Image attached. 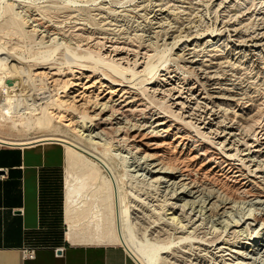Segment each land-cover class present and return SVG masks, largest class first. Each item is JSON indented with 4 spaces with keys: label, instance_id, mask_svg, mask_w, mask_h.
Returning a JSON list of instances; mask_svg holds the SVG:
<instances>
[{
    "label": "bare ground",
    "instance_id": "1",
    "mask_svg": "<svg viewBox=\"0 0 264 264\" xmlns=\"http://www.w3.org/2000/svg\"><path fill=\"white\" fill-rule=\"evenodd\" d=\"M241 1L246 0L217 1L220 18L219 32L215 34H208L209 30L191 23L171 26L169 19L175 13L174 4L166 5L162 0L152 2L149 28L144 30L148 34H141L151 42L158 33L165 32L170 37L183 33V39L177 40V34L172 37V47L178 48L174 57L181 67L195 75V78H186L177 68L167 67L161 68L157 80L147 83L152 84L149 87L152 94L168 102L170 112L150 102L136 87L137 80L127 76L125 68L118 64L106 60L84 62L71 56L67 68H60L61 65L48 62V58L35 56L30 60L21 58L26 63L21 67L11 63L20 57L0 48V79L6 92L0 103V130L10 120L15 123L25 119L20 123L27 130L33 128L35 121L39 129L46 130L56 122L65 121L78 135L76 139L43 133L21 139L0 132V142L5 143L23 145L58 140L66 145L64 217L65 238L69 242L120 243L141 264H161V259L167 258L163 256L169 246L166 243L171 241L167 236L177 235L182 242L175 249L189 256L190 264H264V116L257 96L252 95L256 91H250L252 79L264 69V15L255 17L254 28L246 27L255 13H250L245 22L247 18L240 14L248 15L251 10L239 12ZM147 4L140 7L144 9ZM16 13L19 15L12 16L11 24L23 34H39L41 40L61 34L45 16L28 12L27 18ZM102 17L106 34L111 21ZM126 40L111 41L104 55L117 63L133 62L137 73L144 75L151 69L145 64L149 49L137 50L128 46ZM178 42L181 44L176 46ZM233 52L238 57L244 54L245 62L256 61V72L252 69L253 75H250L249 71L246 80L241 74L229 73L228 67H234L229 58ZM9 79L18 81L12 80L9 84ZM35 79L40 84H48L47 89L53 92L40 96L41 99L49 97L48 105H41L43 101L35 104L27 101L32 92L24 85L28 81L34 84ZM247 81L251 84L244 85ZM37 106L41 115L12 119L16 116L14 111L23 113L28 109L34 115ZM147 136L152 137L156 150L148 153L143 149L140 155L142 144L146 145L142 139ZM114 150L119 156L128 157L124 166L133 165L131 170L144 171L145 178L150 176L149 186L169 194L163 200L167 209L162 211L161 224H147L143 215L128 214L127 197L117 169L106 156ZM208 223H211L210 229Z\"/></svg>",
    "mask_w": 264,
    "mask_h": 264
},
{
    "label": "rangeland",
    "instance_id": "2",
    "mask_svg": "<svg viewBox=\"0 0 264 264\" xmlns=\"http://www.w3.org/2000/svg\"><path fill=\"white\" fill-rule=\"evenodd\" d=\"M162 1L166 5L172 6L174 4L173 6H175V9H174L175 11H173L175 13L172 14L170 18L171 20L169 19L171 26L176 25V27H179V26L182 27V25L193 24L202 30H205V29L207 31L209 30L207 32L208 34H212V33L215 34L219 32V30L217 29L219 28L220 12L217 10V5H216L218 0H184V2H177L176 4L172 0H169V1L162 0ZM147 2L148 4L144 7V9L140 7V4L147 3ZM152 2H154V0H144V1L143 0H0V48H6L7 50L11 51L15 56L20 57V59H17L16 61H12L11 63H15L21 67L26 66V63H24L23 60L21 62V58L25 60L26 59L30 60L31 58L35 56L37 58L40 57L41 59L48 58L50 59V61L48 60V62L52 64H56L58 66L61 65L60 68H67L66 63L69 61L68 58L71 56L72 57L75 56V58H77L78 60H82L84 62L92 61L95 63H100V61L106 60L108 62L118 64V66L125 68L124 73L127 76L133 77L135 80H137L136 81L137 83L135 82L136 87H138L144 93V95L149 99L150 102H152L154 105H156L161 110L170 112L171 107L168 106V102L164 101L163 99H159L157 96L152 94V92L149 90V87L152 84H147V83L158 79V74H159L158 72H161L160 71L161 68L175 67L178 69L179 73H181L184 77L190 78V79L195 78V75L194 73H190L188 72V70L186 71L185 68L181 67L182 65L180 61L174 57V52H176L178 48L172 47L173 46L172 37L173 35L176 36L177 34V37H176L177 40L180 38L183 39L182 37L183 33L179 34L177 32L175 34H172L171 35L172 37H170L169 34L162 32V33H158L154 35L156 36V38L155 37L152 38V40L155 39L153 40V42L152 40L150 42L145 39L147 37L144 36L143 34L146 35L148 34V32L145 33L144 30H147L149 28V20L151 18V15L153 14L152 13V8H153ZM241 2H242L241 3L242 5L239 3L240 8L238 7L239 12H241L242 10L243 11L251 10L249 11L248 15H245V14L243 15L242 13L240 14L241 15L240 17L247 18L245 22L248 21L252 13L253 14L255 13L254 16L252 15V21L250 20L251 24L246 25V27L250 26V29H252L255 27V24H254L255 17L257 15L261 16L260 14L262 13L264 15V0L263 1L262 0H257V1L256 0H253V1L246 0V1H241ZM243 3L245 4L243 5ZM258 3L259 5L261 4L260 7H258L259 9L257 8ZM9 5H11V7H8ZM241 6H243L244 8L243 7L241 8ZM257 9H258V12H261V13L256 12ZM16 12H19L21 17L22 16L27 17L28 12L38 13L42 17L45 16L44 17L45 20L57 26V28H59V31H61L60 32L61 34H57V36H54L55 38L52 37L51 39L46 37L47 39L45 38L44 40L40 39L39 34H36V35L23 34L21 32L22 30L19 27L11 24L10 19L16 16L15 15L17 14ZM102 15L104 16V18L111 21V24L108 26V28L110 27V30L107 31L106 34H104V28H106V26L103 24V22H101V19L103 18ZM14 19H16V17ZM25 28L28 29L29 27H25ZM80 32L82 35L81 34L79 35ZM222 34H224L223 35L224 38H225V35H227L226 32ZM105 36H108V38L105 39L104 38ZM125 36H128V37H125ZM90 37H92L93 39ZM114 37L116 39H114ZM126 38L128 39L126 40ZM119 39L120 41H123V40H126L127 42L129 41L128 46H131L137 50L139 49L141 51H144L145 48L149 49L150 55H148V57L146 58L145 64L148 67L150 66L151 68L150 71H147L144 75L140 76L137 73V67L133 62H128L125 64L117 63L116 61H113V59L110 56L104 55V52L106 54L107 50L110 49V46L108 47V45H110V43H113L111 41H114V40L119 41ZM88 40L90 41L87 43ZM65 41H67L68 45L66 44ZM83 42H85L86 45ZM149 43L152 45H150ZM72 44H75V45H72ZM180 44L181 42H178L176 46H179ZM243 48H245V46H243ZM224 52L226 54V51ZM111 53L113 54V52ZM233 53L229 54L230 61L232 64H234L233 65L234 67H232V65L228 67L229 73H233V74L236 73L237 76L241 74L240 77L246 80V78L250 74L249 71L251 72L250 75H253V73L256 72V70H254L256 61L253 62L251 60V61L245 62L244 54L238 57V55H236L235 53L233 54ZM262 54H264V51ZM238 61H241V62H238ZM43 62H46V60H43ZM235 62L237 64L239 63L238 64L239 66ZM30 64H32V62ZM237 67H238L237 70L239 71L235 69ZM243 67L245 68L247 67V68L245 69ZM234 70L237 72H235ZM251 70L254 72L252 73ZM261 70H262L260 73L261 75L258 73L259 78L255 77L256 79L255 78L252 79V84L251 82L248 83L247 81V83H244V85L251 84L250 91L251 92L256 91V92H253L252 95L255 94L257 96L256 97L254 95L257 99V103L261 104L260 105L261 110H262L261 113H262V116H264L263 114L264 113L263 112L264 111V69H261ZM243 74L245 75L242 76ZM12 80L18 81L16 79H12ZM33 83L34 84L28 81L24 85L27 91L30 90V92H32L30 94L31 95L30 97H28L29 95L27 96L26 94V97H28L27 101L28 102L31 101L33 102V104L43 101L41 105H48L50 103V100H47L49 99V97H43L44 99L40 98V96H46L50 93H53L52 91H49L47 89L46 86H48V84L41 83L42 84L41 85L40 82H37L36 79L34 80ZM35 83H37V85ZM28 105L26 104V106ZM262 105H263V108H262ZM39 107L40 106H37V109L34 111V115H31L28 109L23 110V113H17L14 111L16 116L12 117V119L15 120L14 119L15 117L16 119H18L17 116H26V117L31 116L32 118H35L37 115H41L42 113ZM18 120H16L17 122L15 123L11 120L5 121L4 123L6 125V128L4 130H0V132L4 133L5 135L9 137L21 138V139L32 137L34 135H39L43 133H58L59 135H65L71 138H73L74 136V138L76 139L78 137V135H76L77 134L76 132L74 131L72 132V130L68 126L65 125V121L56 122L52 128H48L47 130L39 129L35 121L33 123V128L27 130L26 127L20 123L21 121L25 119H22L21 121L20 120L18 121ZM142 142L145 143L146 145L142 144ZM142 142L139 141V143L142 144V152L140 155H143L144 153L143 149L146 150V152L148 153H153V151L156 150L154 147L155 144H153L154 141L152 140V137L147 136L144 139H142ZM186 150L187 149H185L184 151ZM100 151L106 154V151H104V148H100ZM111 152H108L107 154L109 156L108 155L106 156L109 159V161L116 167L117 172L119 173V174L117 173V177L127 197L125 207H126L128 214L132 217L135 215H140V216L143 215L145 220L147 221V224L150 223L152 225L158 222L159 224H161L162 220L160 221V218L164 216V214H162V211H165V209H167L163 200H165L166 196L169 194H166L167 192L165 191H159L154 185L149 186V183H148L149 182L148 179L150 177L148 176L149 174L146 173V175L148 176V179H147V177L146 178L144 177L145 176L143 174L144 171L135 172L131 170V168L134 167L133 165H130L128 167L124 166L125 165L124 163L128 161V157L123 158V156L121 155L119 156V154L115 150ZM124 154L126 155V153ZM127 169L129 170V173L127 172L128 171ZM145 201L150 202V203H146ZM155 203H158V205H154ZM162 204L164 205L162 206ZM161 208H163V210ZM221 211L222 210H220V212ZM177 213H180V210H177ZM209 224L211 225V223H208L207 228H209ZM217 227H219V224L217 225ZM66 229H67V226L65 224L64 231H66ZM181 234L178 233V235H181ZM140 236L142 235L140 234ZM169 236L170 235H168L167 237L171 241H167L166 245L167 246L169 245L170 247L168 246L166 248L167 252L163 254V256L166 255L167 258L166 259L162 258L161 264H190L191 260L189 259V256L181 255V252H178V250H176V249H179L182 241L180 242L178 241L179 239L176 238L177 235L175 236L171 235L170 237ZM246 246L250 247L248 245ZM175 259H178V260H175Z\"/></svg>",
    "mask_w": 264,
    "mask_h": 264
},
{
    "label": "crops",
    "instance_id": "3",
    "mask_svg": "<svg viewBox=\"0 0 264 264\" xmlns=\"http://www.w3.org/2000/svg\"><path fill=\"white\" fill-rule=\"evenodd\" d=\"M65 166L61 141L0 142V264H141L122 244L65 238Z\"/></svg>",
    "mask_w": 264,
    "mask_h": 264
},
{
    "label": "built area",
    "instance_id": "4",
    "mask_svg": "<svg viewBox=\"0 0 264 264\" xmlns=\"http://www.w3.org/2000/svg\"><path fill=\"white\" fill-rule=\"evenodd\" d=\"M5 94L6 92L3 90V83H2V80L0 79V103L3 101V97ZM1 143L6 144V145H14L12 143H5V142H1ZM59 250L63 251L64 247L57 248V251ZM35 253H36V247H27L24 249L25 256L33 258L35 257Z\"/></svg>",
    "mask_w": 264,
    "mask_h": 264
},
{
    "label": "water",
    "instance_id": "5",
    "mask_svg": "<svg viewBox=\"0 0 264 264\" xmlns=\"http://www.w3.org/2000/svg\"><path fill=\"white\" fill-rule=\"evenodd\" d=\"M7 83H9V84H12V80H7ZM59 252H60V250H59Z\"/></svg>",
    "mask_w": 264,
    "mask_h": 264
},
{
    "label": "trees",
    "instance_id": "6",
    "mask_svg": "<svg viewBox=\"0 0 264 264\" xmlns=\"http://www.w3.org/2000/svg\"><path fill=\"white\" fill-rule=\"evenodd\" d=\"M65 233V232H64Z\"/></svg>",
    "mask_w": 264,
    "mask_h": 264
}]
</instances>
